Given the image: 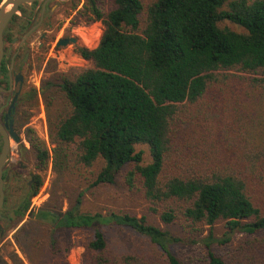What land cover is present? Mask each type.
I'll return each instance as SVG.
<instances>
[{
	"label": "trees",
	"instance_id": "trees-1",
	"mask_svg": "<svg viewBox=\"0 0 264 264\" xmlns=\"http://www.w3.org/2000/svg\"><path fill=\"white\" fill-rule=\"evenodd\" d=\"M85 2L86 24L100 22L103 33L96 48L74 50L89 67L41 83L54 148L27 130L36 168L50 160L62 174L101 162L91 186L116 185L124 175L165 229L146 216L82 213L79 195L65 212L38 211L45 239L20 228L28 263L69 264L68 234L91 230L83 264H264V0H113L106 12ZM57 99L63 115L50 112ZM22 106L24 116L38 106L36 89ZM137 145L147 146L149 163ZM32 179L17 223L43 185ZM176 224L197 235L208 229L190 241L200 256L171 251L182 240L166 228ZM102 225L133 230L155 252H112ZM218 225L228 237L214 238ZM234 233L243 237L231 246Z\"/></svg>",
	"mask_w": 264,
	"mask_h": 264
},
{
	"label": "rangeland",
	"instance_id": "rangeland-1",
	"mask_svg": "<svg viewBox=\"0 0 264 264\" xmlns=\"http://www.w3.org/2000/svg\"><path fill=\"white\" fill-rule=\"evenodd\" d=\"M102 11L106 12L113 8V0H96ZM143 4L149 3L151 0H141ZM98 29L100 36L95 35L94 31ZM103 33V26L100 22H94L90 25L81 26L78 30L79 46L89 50L97 47L101 35ZM92 34V35H89ZM32 41L37 44V37L32 38ZM59 59L57 65L54 62L48 63L47 67L35 66L33 77L35 88L37 91L38 106L30 109L29 116L22 114L26 109L21 106V114L16 117V130L18 137L23 143H15L10 141V150L13 152V158L18 160L15 156L20 146L23 148L24 156L22 158V165H29L33 174L39 175L43 181V185L38 194L30 200V209L32 213L30 217L27 214L24 216L20 223H17L18 217L15 211L22 202V196L16 191L22 184V181L29 180L25 176L19 183L13 178L4 189V205L0 210V228L4 230V235L0 237V259L5 264H17L14 260H18V264H29L24 254L22 253L17 240H21L18 231L22 226H25L28 237L33 235L35 237L46 238V226H36L35 219L39 210H60L65 212L70 209L77 197H80L79 211L89 214H110L115 213H128L136 217L146 216L151 223L165 229L159 222L158 218L151 214L146 204L142 201L140 194L136 190H130L124 182V175L122 178L117 179V184L112 186L99 185L92 187L99 169L101 162H97L89 169L77 170L72 169L63 172L62 174L54 171L52 162L49 160L43 169L36 168V160L34 152L31 150L30 143L27 140V130H32L35 137L49 150L54 148L50 142L48 131V118L47 111L44 104V99L40 91L41 83L50 78L54 73H70L80 71L90 66V64L81 59L71 47L59 50ZM64 103L62 100L57 99L52 103L50 112L53 115L56 111L57 114L63 112ZM1 147V140H0ZM30 147V148H29ZM29 149V151H27ZM136 151L143 152V163L150 162V155L147 146L137 145ZM73 164V163H72ZM127 169L124 170V172ZM23 185V184H22ZM7 189V191H6ZM17 223V224H16ZM16 224V225H15ZM37 224V223H36ZM106 238L109 249L118 254H132L142 255L155 252L153 246L147 238L139 235L138 233L128 228H118L116 226H100ZM168 229L173 236L179 238V243L171 247V251L179 256H200V245L190 244L191 240H201L208 236V229L202 228L200 235L189 232L183 229L180 224L173 225ZM225 228L222 225L215 226L213 229V236L216 239H223L228 237L224 235ZM92 231H71L68 234V240L72 242V248L66 256L69 264H83L84 244L91 238ZM242 234H230L229 238L232 242L229 245L236 244L237 240H241ZM223 247L213 246V250L217 253H223Z\"/></svg>",
	"mask_w": 264,
	"mask_h": 264
},
{
	"label": "flooded vegetation",
	"instance_id": "flooded-vegetation-1",
	"mask_svg": "<svg viewBox=\"0 0 264 264\" xmlns=\"http://www.w3.org/2000/svg\"><path fill=\"white\" fill-rule=\"evenodd\" d=\"M89 15L91 14L86 13L85 0L35 1L18 7V12L10 19L3 31L4 52L0 64V123L2 125L7 124L9 127L12 122V127L17 133L16 117L21 114L22 102L33 89H36L33 77L35 66L47 67L50 62L57 65L60 49L71 47L75 50L79 47L78 30L81 26L87 25ZM34 37H37V44L32 41ZM72 40L76 44H73ZM58 42H65V46H58ZM8 129L6 128L7 131ZM18 143L26 144L20 138ZM13 155L10 150L3 168V193L12 178L20 183L25 176H28L29 180H23V185L21 184L16 190L23 201L33 186V168L22 165L24 156L22 146L15 155L18 160L14 159ZM3 235L4 230L0 228V237Z\"/></svg>",
	"mask_w": 264,
	"mask_h": 264
},
{
	"label": "water",
	"instance_id": "water-1",
	"mask_svg": "<svg viewBox=\"0 0 264 264\" xmlns=\"http://www.w3.org/2000/svg\"><path fill=\"white\" fill-rule=\"evenodd\" d=\"M42 2L45 0H3L0 4V64L4 52V41H3V31L10 21V19L18 12V7L22 4H31L33 2ZM65 1V0H60ZM27 36V35H26ZM24 37V39L26 38ZM73 44H76L74 40H72ZM58 46H65V42H58ZM1 90V89H0ZM6 128H9L8 131ZM0 136H1V148H0V209L3 206L4 201V193H3V180L2 173L3 168L8 160V154L10 152V141L15 143L19 142V137L17 133L14 131L12 127V122H10L9 127L7 124L2 125L0 123ZM32 213V209L27 214V217H30Z\"/></svg>",
	"mask_w": 264,
	"mask_h": 264
},
{
	"label": "bare ground",
	"instance_id": "bare-ground-1",
	"mask_svg": "<svg viewBox=\"0 0 264 264\" xmlns=\"http://www.w3.org/2000/svg\"><path fill=\"white\" fill-rule=\"evenodd\" d=\"M94 33H95V35L100 36V31L98 29H95ZM89 35H92V34H89Z\"/></svg>",
	"mask_w": 264,
	"mask_h": 264
}]
</instances>
